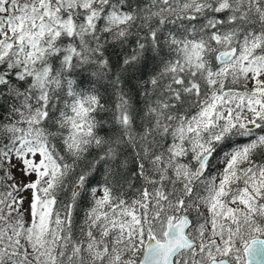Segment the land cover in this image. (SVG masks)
I'll list each match as a JSON object with an SVG mask.
<instances>
[{"label": "snow or ice", "instance_id": "snow-or-ice-1", "mask_svg": "<svg viewBox=\"0 0 264 264\" xmlns=\"http://www.w3.org/2000/svg\"><path fill=\"white\" fill-rule=\"evenodd\" d=\"M0 264H264V0H0Z\"/></svg>", "mask_w": 264, "mask_h": 264}]
</instances>
